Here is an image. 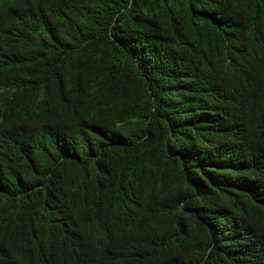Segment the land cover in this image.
I'll return each mask as SVG.
<instances>
[{
    "label": "trees",
    "instance_id": "trees-1",
    "mask_svg": "<svg viewBox=\"0 0 264 264\" xmlns=\"http://www.w3.org/2000/svg\"><path fill=\"white\" fill-rule=\"evenodd\" d=\"M194 66L213 99L264 100V0H0V264H264V191L239 185L264 189V115L217 153ZM71 131L84 151L61 150ZM67 208L131 214L156 248L79 229L70 247Z\"/></svg>",
    "mask_w": 264,
    "mask_h": 264
},
{
    "label": "clouds",
    "instance_id": "clouds-1",
    "mask_svg": "<svg viewBox=\"0 0 264 264\" xmlns=\"http://www.w3.org/2000/svg\"><path fill=\"white\" fill-rule=\"evenodd\" d=\"M198 69L196 78L198 80V92L196 96L198 128L206 134L209 140L215 143L217 153L222 155L223 147H230L234 151L242 149L240 140L242 136L248 132V128L264 115V100L253 96L222 91L215 95L213 99L211 93L213 91L214 80L212 77H207L202 68L194 66ZM65 142V147L62 151L80 153L88 146L87 136L82 132L71 131L67 134H57ZM47 145V143H46ZM47 147V146H46ZM43 160V157L41 158ZM40 165H37L39 167ZM247 193L254 197L260 196L264 191L258 178L254 175L246 173L239 181ZM94 214L88 212H71L68 208L66 216L71 219V223L62 224L61 232L67 240L70 247L79 246L81 243V232L92 231L105 239L112 240L117 236H122L126 240V245L135 257L144 260L143 252L152 250L156 247L148 245L142 247L136 243L134 220L130 214L126 218L118 215H110L104 222L93 223L89 227H84L85 222ZM49 223L55 224L57 218L51 216L48 218ZM0 251L3 254L7 252L0 246ZM166 256L159 257L155 255L152 260L157 264H164ZM111 264H126L120 259L112 261Z\"/></svg>",
    "mask_w": 264,
    "mask_h": 264
}]
</instances>
